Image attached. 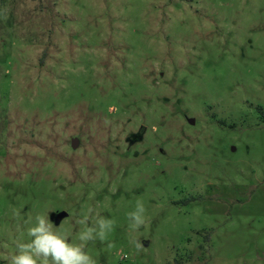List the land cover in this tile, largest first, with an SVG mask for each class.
<instances>
[{"label": "rangeland", "instance_id": "obj_1", "mask_svg": "<svg viewBox=\"0 0 264 264\" xmlns=\"http://www.w3.org/2000/svg\"><path fill=\"white\" fill-rule=\"evenodd\" d=\"M85 215L96 264H264V0H0V264Z\"/></svg>", "mask_w": 264, "mask_h": 264}, {"label": "clouds", "instance_id": "obj_2", "mask_svg": "<svg viewBox=\"0 0 264 264\" xmlns=\"http://www.w3.org/2000/svg\"><path fill=\"white\" fill-rule=\"evenodd\" d=\"M91 211L89 209V213ZM144 213L143 203L138 200L136 210L128 213L131 229H139L145 224ZM88 219L89 216L85 215L78 221L85 225L78 235L82 243L73 245L67 242L66 237L53 232L51 223L45 217L37 216L36 226L28 230V235L33 239L28 243L16 245L17 252L10 257V264H96V261L84 251V246L96 239L105 241L114 226V221L97 217L93 226H87ZM131 243L137 250L143 247L138 240H132Z\"/></svg>", "mask_w": 264, "mask_h": 264}, {"label": "water", "instance_id": "obj_3", "mask_svg": "<svg viewBox=\"0 0 264 264\" xmlns=\"http://www.w3.org/2000/svg\"><path fill=\"white\" fill-rule=\"evenodd\" d=\"M191 123H193L191 121ZM76 143V141L74 140L73 141V146L74 144ZM67 216V214L65 212H60L59 214H57L55 217H54V223L55 224H58L60 222L61 219L65 218Z\"/></svg>", "mask_w": 264, "mask_h": 264}]
</instances>
